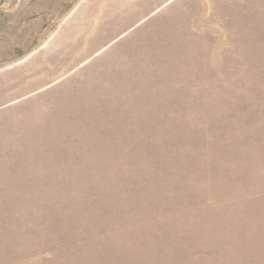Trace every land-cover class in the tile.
<instances>
[{
	"label": "rangeland",
	"instance_id": "1",
	"mask_svg": "<svg viewBox=\"0 0 264 264\" xmlns=\"http://www.w3.org/2000/svg\"><path fill=\"white\" fill-rule=\"evenodd\" d=\"M0 264H264V0H0Z\"/></svg>",
	"mask_w": 264,
	"mask_h": 264
}]
</instances>
